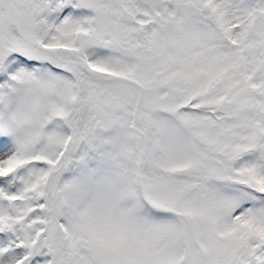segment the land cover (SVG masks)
<instances>
[{"label":"snow or ice","instance_id":"6c2138e0","mask_svg":"<svg viewBox=\"0 0 264 264\" xmlns=\"http://www.w3.org/2000/svg\"><path fill=\"white\" fill-rule=\"evenodd\" d=\"M0 264H264V0H0Z\"/></svg>","mask_w":264,"mask_h":264}]
</instances>
